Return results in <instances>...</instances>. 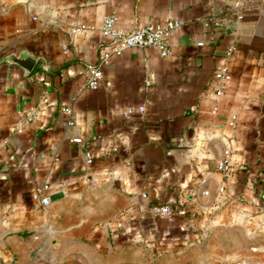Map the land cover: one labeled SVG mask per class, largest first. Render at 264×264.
Masks as SVG:
<instances>
[{
    "label": "crops",
    "instance_id": "1",
    "mask_svg": "<svg viewBox=\"0 0 264 264\" xmlns=\"http://www.w3.org/2000/svg\"><path fill=\"white\" fill-rule=\"evenodd\" d=\"M110 15L182 24L169 55L125 48L92 89ZM22 51L30 74L4 60ZM0 256L264 264V0H0Z\"/></svg>",
    "mask_w": 264,
    "mask_h": 264
},
{
    "label": "built area",
    "instance_id": "2",
    "mask_svg": "<svg viewBox=\"0 0 264 264\" xmlns=\"http://www.w3.org/2000/svg\"><path fill=\"white\" fill-rule=\"evenodd\" d=\"M181 20L171 19L165 24H146L137 27L129 32L123 31L117 23V17L115 15L107 16L103 24V32L108 39L109 48L104 49L96 65H94L90 71L87 80V87L96 89L101 85V81L104 75V68L113 58V56L122 52L125 48H153L158 50L162 55H169V37L181 27ZM233 53V48L227 51L226 57L229 58ZM214 76L219 81L217 93L222 94L227 82L231 80V73L227 66L223 64L215 70ZM67 113H72L70 107H66ZM139 112L143 114L145 112V106L140 105L138 107L131 106L127 109V114H135ZM72 122H70L71 124ZM26 120L21 119L17 124V130L22 131L25 127ZM76 142H82V138H74ZM89 161H92V153L86 152ZM218 169L228 173L230 171V165L227 161H221L218 163ZM48 187V186H45ZM40 196V194H38ZM41 202L43 205H49L51 203L50 196H41ZM156 213H160L166 216L172 215V206L168 203L159 204L153 207Z\"/></svg>",
    "mask_w": 264,
    "mask_h": 264
},
{
    "label": "water",
    "instance_id": "3",
    "mask_svg": "<svg viewBox=\"0 0 264 264\" xmlns=\"http://www.w3.org/2000/svg\"><path fill=\"white\" fill-rule=\"evenodd\" d=\"M4 60L23 67L27 74L34 70L38 62L37 57L28 51H22L19 55L9 54Z\"/></svg>",
    "mask_w": 264,
    "mask_h": 264
},
{
    "label": "rangeland",
    "instance_id": "4",
    "mask_svg": "<svg viewBox=\"0 0 264 264\" xmlns=\"http://www.w3.org/2000/svg\"><path fill=\"white\" fill-rule=\"evenodd\" d=\"M16 261L17 259L6 260L3 256H0V264H17Z\"/></svg>",
    "mask_w": 264,
    "mask_h": 264
}]
</instances>
